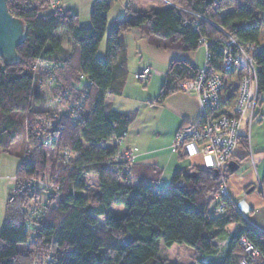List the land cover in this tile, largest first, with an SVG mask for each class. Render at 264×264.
Instances as JSON below:
<instances>
[{
    "label": "trees",
    "instance_id": "obj_1",
    "mask_svg": "<svg viewBox=\"0 0 264 264\" xmlns=\"http://www.w3.org/2000/svg\"><path fill=\"white\" fill-rule=\"evenodd\" d=\"M111 1H92L88 27H80L78 15L70 10L62 16L45 12L50 0L7 2L9 12L26 24L27 34L17 47L18 63L7 65L0 59V151L20 156L11 146L23 137L24 154L9 190L13 198H7L4 209L0 264H47V257L51 264H169L159 258V245L174 243L190 246L198 264H238L243 256L240 237L256 246V264H264V232L248 223L232 201H225L222 213L213 211L220 177L231 174L228 166L221 173L202 165L176 171L166 191L155 185H128L127 177L109 169L117 150L107 144L126 135L134 113L116 111L104 102L106 95H120L125 84L123 33L132 28H141L156 48L194 51L204 44L210 72L226 79L228 100L243 74L242 66L222 68L220 46L230 37L251 56L258 96L264 93V0H164V8L142 11L126 6V17L106 35L101 61L96 52ZM59 30L68 34L70 50L54 37ZM39 62L51 67L54 87L49 92L55 97L66 92L62 103L78 111L79 121L70 112L56 114L45 106L34 70ZM197 71L185 59L170 60L154 102L160 104ZM241 144L247 146L246 134L240 133ZM64 150L70 154L68 162L62 159ZM50 155L56 157L47 180L53 192L32 217L29 208L36 193L31 182L46 175ZM87 175L97 179L91 195L85 193ZM259 187L264 199V175ZM113 205L122 209L114 211ZM98 217H103V229L97 226ZM230 224L237 226L228 235L230 248L216 262V242L227 235Z\"/></svg>",
    "mask_w": 264,
    "mask_h": 264
},
{
    "label": "rangeland",
    "instance_id": "obj_2",
    "mask_svg": "<svg viewBox=\"0 0 264 264\" xmlns=\"http://www.w3.org/2000/svg\"><path fill=\"white\" fill-rule=\"evenodd\" d=\"M66 5L72 6V10L78 15V25L80 27H88L90 25L89 12L91 10L93 0H61ZM111 1V0H110ZM161 0H116L111 1L109 10L106 13V31L105 35L98 47L96 57L104 61L105 49H106V35L113 28H115V22L117 20L126 17L125 7L135 9L137 11L146 10L147 8L153 7L158 9L161 6ZM52 8L49 6L45 9V12L51 11ZM54 37L60 39L65 48L69 47L71 42L69 41L68 34L65 30L56 31ZM262 40L264 39V27L262 31ZM123 40L125 41L128 48V78L127 86H134L139 90L144 89L145 93L148 94L149 99L155 97L158 93L161 78L167 69V65L172 59H186L189 60L196 68H201L205 63L206 48L204 44H200L199 47L194 51H182L177 49H159L151 46L146 41V34L141 28H132L123 33ZM149 66L150 75L144 82H140L133 78V74L140 72L144 67ZM50 65L46 63L35 64L34 70L41 79V88L45 92V106L51 108L56 113H67L69 108L62 102L56 101V97L52 96L49 92L51 87H54V82L49 78ZM161 72V75L155 73ZM180 91V90H178ZM183 92V91H182ZM162 104L153 103L148 105H140L133 103L130 106L120 105L121 110H131L134 113V118L129 124V137L134 140L142 136L145 138L144 130H147L146 134L149 136L151 133L152 138L156 139L159 135L156 127L154 128L151 124L152 121L157 122L163 118L165 110L161 107ZM124 106V107H122ZM143 130V131H142ZM142 132V135L137 136ZM243 132L249 138V151L253 153V156H249L248 163L246 160L241 162L238 170L227 177V186L229 194L231 191H236L238 196H246L249 201L248 206H253L256 210L260 209V219L264 221V213L261 211L264 206V201L258 193L256 187V171L260 173V176L264 172V93H260L258 96V103L255 106V111L250 125L247 122ZM154 135V136H153ZM127 147V146H125ZM124 147V148H125ZM11 150L13 152H20V156L13 153H5L0 151V228L4 218V209L7 202L9 190L11 191L14 186V177L16 170L19 166L21 158L24 154V138L19 137L12 144ZM157 154H152L150 157H154ZM59 156V154H58ZM56 157L50 155L48 157V163L46 167V175L41 180L34 182L35 201L31 203L29 208L31 216H35L42 204L46 203L50 194L53 192L50 189L48 183L50 170L56 163ZM189 162L197 163L201 165V159L199 156H191ZM252 158V159H251ZM248 165V166H247ZM253 167H256V171ZM172 174L168 173V169H162V173L158 176L160 181L158 185L160 189L167 190L171 183ZM128 177V175H127ZM86 190L85 193L88 195L93 194L97 190V179L93 175H87L86 177ZM150 180V179H149ZM149 180L145 181L148 182ZM251 182L248 189L255 186V189L250 193H245L246 185ZM238 207V206H237ZM122 207L113 205L114 211H120ZM239 211L240 208L238 207ZM103 220H98L97 226L99 228L103 226ZM232 228V225L228 226V230ZM228 235L217 240V253L213 256V260L220 262L229 250L228 246ZM230 252H233L231 250ZM193 249L183 243H174L171 246L159 245L158 256L159 258L166 259L169 264H198L193 255ZM205 261V260H203ZM204 263V262H202ZM146 264H150L148 261Z\"/></svg>",
    "mask_w": 264,
    "mask_h": 264
},
{
    "label": "built area",
    "instance_id": "obj_3",
    "mask_svg": "<svg viewBox=\"0 0 264 264\" xmlns=\"http://www.w3.org/2000/svg\"><path fill=\"white\" fill-rule=\"evenodd\" d=\"M50 6L54 12L62 16L66 10L65 3L61 0H50ZM222 52L221 64L223 69L230 67H243V74L235 83L234 97L227 99L226 79L218 72H210L207 64L209 54H205V63L198 69L195 77L191 80L178 83L180 91L193 93L199 101V113L195 123L183 124L176 131L172 146L182 148L187 156H199L202 166L211 168L221 173L228 165L234 149L238 146L240 128L244 118L250 123L256 104L258 93L256 85L255 67L243 47L228 37L225 44L220 46ZM35 67V66H34ZM150 68H144L135 73V79L144 82L150 74ZM82 77V76H81ZM66 92L56 97V101L62 102ZM71 116L79 121L78 111L69 109ZM117 143L120 140H115ZM64 162L70 160L67 150L61 153ZM132 149L127 146L122 149L112 160L108 167L116 175L126 178L129 174V163L133 160ZM35 181L31 183L34 184ZM227 178L220 177L214 206L215 213H222L225 209V201H232L226 184ZM158 186V185H156ZM13 195H8L12 200ZM242 248L243 256L238 264H256L260 251L246 237H240L237 241ZM47 264L51 259L47 257Z\"/></svg>",
    "mask_w": 264,
    "mask_h": 264
},
{
    "label": "crops",
    "instance_id": "obj_4",
    "mask_svg": "<svg viewBox=\"0 0 264 264\" xmlns=\"http://www.w3.org/2000/svg\"><path fill=\"white\" fill-rule=\"evenodd\" d=\"M161 2H162L160 3L161 6L158 9L164 8V6L166 5L164 0H161ZM65 6L67 10H70L71 12L77 14L76 12L72 10L73 9L72 6H68L66 4ZM151 8L153 7L147 8L146 10L151 9ZM106 23H107V20H106ZM69 41L71 42L70 39ZM146 41H147V37H146ZM71 46H72V42L70 46L67 47L66 49L70 50ZM125 46H126V52H127L126 67L128 68V48H127L126 43H125ZM62 47L65 48L63 44H62ZM147 67L149 68V66H146L144 68H147ZM166 72H167V69L164 73L163 78H161L158 93H159L161 85L163 84L166 78ZM135 73L133 74L134 79H135V76H134ZM155 73L161 75V72L159 70ZM127 78H128V75H127ZM127 78L121 90L120 95H110V94L106 95L104 102L109 108L114 109L119 112L128 113V112H131V110H121L122 109L120 106L121 104L126 105V107L130 106L133 103L139 104V106L145 105V104L146 105L153 104V103L155 104L154 101L157 98L158 93L155 97H153L152 99H149V96H147L148 94L145 93L144 89L139 90L138 88L134 86L128 87ZM160 104H162L161 107L165 110V114L163 115V118H161V120L157 122L152 121L150 124L154 128L156 127L158 131L159 135L156 137V139L152 138L151 133L148 136L146 134L147 130H144V131L142 130L143 133H145L146 135L145 138L142 136V138L139 137L138 139L135 138L134 140H132L129 137V133H128L129 126H128L126 135L118 143L114 139H112L107 144L109 146H115L117 150V154L120 151H122V149L125 146H129L132 149L134 158L128 165L129 174L125 181L128 185L136 186L139 184H144L147 186L149 185L156 186L158 185V181H160L158 176L162 173V169H168V173L172 174L179 170L187 171L188 168H190L191 166L197 165V163L189 162V159H191L190 158L191 156H187L183 152L182 148H174L172 146L175 133L179 129V127L183 124L195 123L197 121V117L199 113V101H198L197 96L193 93L176 91L168 95L166 98H164V100ZM246 122H247V118H244L241 124V128H240L241 134H245V132H243V129L245 128ZM250 123L247 122L248 126L250 125ZM140 135H142V132L138 134L137 136H140ZM152 154H157V155H155L154 157H150V155ZM251 154L253 156V153L251 152V150L249 151V138L247 136V146L244 147L242 144L238 145L234 149L232 157L230 158L229 162L232 161V162L237 163L238 168L236 170H238L242 161L246 160L247 162L246 164H249L247 158L251 156ZM253 168L256 171V167H253ZM263 175H264V172L260 176V173L256 171L255 180H256V187H257L259 194H260L259 180ZM147 180L149 181L145 182ZM180 181L181 180H178V183ZM249 185H251V182H249L245 186L246 187L245 193L248 190ZM251 188L252 189L248 193L253 191L255 189V186ZM230 198L232 202L236 205V207L238 206L240 208L241 216L252 226L264 232V221L260 219V209L256 210L255 207L248 206L250 203L247 200V197L238 196V193L236 191L230 192ZM111 208L113 209V206ZM261 211L264 213V206L262 207ZM98 220H103V217H98ZM230 225H232V228L228 230V227H227V234L232 233L237 227L236 224H230ZM100 229H103V227H101Z\"/></svg>",
    "mask_w": 264,
    "mask_h": 264
},
{
    "label": "water",
    "instance_id": "obj_5",
    "mask_svg": "<svg viewBox=\"0 0 264 264\" xmlns=\"http://www.w3.org/2000/svg\"><path fill=\"white\" fill-rule=\"evenodd\" d=\"M8 1L0 0V59L7 65H13L20 61L17 47L25 40L27 27L20 18L13 16L9 12ZM237 168V163L229 162L228 169L230 172H233ZM213 172L217 173L216 170H213ZM251 189H248L246 193Z\"/></svg>",
    "mask_w": 264,
    "mask_h": 264
}]
</instances>
